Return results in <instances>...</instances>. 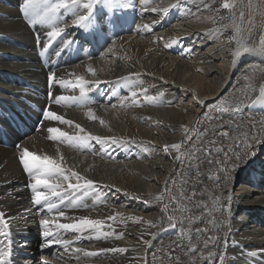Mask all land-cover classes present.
<instances>
[{
  "label": "bare ground",
  "instance_id": "bare-ground-1",
  "mask_svg": "<svg viewBox=\"0 0 264 264\" xmlns=\"http://www.w3.org/2000/svg\"><path fill=\"white\" fill-rule=\"evenodd\" d=\"M239 1L241 35L256 46L252 36L260 0L250 1L249 10L246 0ZM22 3L0 0L2 95L9 93L7 83L14 74L21 85L30 83L25 79L31 74V65L22 57L26 46L33 48L36 29L23 19ZM126 4L114 11L96 5L90 17L95 25L87 31L73 25V17L61 9L60 26L63 21L67 24L58 37L73 41L69 49L79 46L97 56L56 72L57 81H68L57 83L65 90L56 97L78 96L77 77L83 76L89 81L88 102L103 98L96 101L98 106L86 107L89 104L82 102L72 103L75 106L70 110L56 108L61 104L52 106L50 110L72 120L73 126L44 119L17 150L0 145V212L8 222L14 264L22 263L25 255H30L27 262L23 260L26 264H33V258L44 260L42 264H172L174 256L179 257V264H220L221 256L223 264H264V102L258 100L264 86L262 58L247 54L233 62L226 49L229 41L218 40L221 31L210 33L206 27L211 18L203 17L208 10L193 0H149L148 5L126 0ZM153 7L158 10L152 11ZM78 11L87 13L83 7ZM135 19L137 25L131 26ZM145 24L151 26L150 31L144 29ZM42 30L41 41L48 42L46 31L50 29L42 25ZM173 38L179 43L164 47ZM72 55L79 58L81 54L76 51ZM120 90L126 91L127 99H119ZM133 90L136 97L131 96ZM89 110L95 118L89 116ZM196 123L198 131L191 136ZM75 124L85 132L79 133ZM49 127H59L70 135L115 137L120 143L90 141L87 148L78 149L51 140ZM172 144L181 147L177 150ZM25 148L58 160L62 156L63 168L96 181V191L106 203L95 201L93 192L82 199L89 207L66 208V217L101 219L116 233L122 232V238L89 239L88 233L61 230L57 234L72 242L67 249L51 244L48 247L54 251L47 254L34 248L31 238L45 240L41 218L67 220L55 211H37L30 187L34 181L20 162ZM69 193L73 198L80 195L72 189L64 195ZM113 215L114 221L107 219ZM168 216L178 218L176 228L169 227ZM181 220L191 229L194 252L187 251V239L178 235ZM197 228L205 231L197 233ZM209 236L213 240L205 248ZM21 238L25 239L20 244L23 249L15 250L14 244ZM76 248L82 251L77 253ZM111 248L128 251H105ZM85 252L98 255L86 256Z\"/></svg>",
  "mask_w": 264,
  "mask_h": 264
},
{
  "label": "snow or ice",
  "instance_id": "snow-or-ice-1",
  "mask_svg": "<svg viewBox=\"0 0 264 264\" xmlns=\"http://www.w3.org/2000/svg\"><path fill=\"white\" fill-rule=\"evenodd\" d=\"M144 5L149 4V0H140ZM102 4L108 9L114 11L116 9H122L127 6L126 0H86L82 3V0H23L21 5V11L24 18L30 25H36L37 23L46 26L49 28V31H46V36L49 38L47 44L45 45L44 51L47 50L48 44L51 43V39L60 36L64 32L67 22L63 21L64 26H60L63 20L61 9L64 10V15H71L73 17L72 24L78 28L89 30L94 27L95 22L90 20V17L93 16V9L96 5ZM80 7L87 9V13H81L78 11ZM175 7V5H173ZM222 7L225 9L231 10L234 7L233 3H229V0H223ZM251 7V4H250ZM158 9L153 7L152 11H157ZM168 9H163V13L167 14ZM107 20V18H105ZM241 22L243 21V13L241 12L240 16ZM110 22V21H108ZM251 20L249 24H251ZM144 29L151 30V26L145 24ZM226 28L230 27L234 31V35L230 38L235 40L236 48L232 52L233 62L239 59L242 55L254 54L262 58L264 62V39H261L259 44L256 46H251L247 43V40L241 35L242 27L240 24H237L233 21L230 25H226ZM217 32L219 30H216ZM39 41V37L37 38ZM73 43L72 40L65 38L62 41L63 47H68ZM179 41L177 39H171L168 43H165L164 47H170L172 44H177ZM60 51H57L56 55H59ZM89 72L92 75H95V72L89 68ZM50 83H60L61 85L67 84L68 81L60 80L57 81L55 73H51L49 76ZM77 83L79 85V95L78 96H64L60 95L54 98V103L59 105L61 101L65 102H82L87 104V92L90 89L86 88V85L89 81L85 80L83 76L77 77ZM143 91L147 92V89ZM132 97L137 96L136 91L131 92ZM127 99V97H125ZM150 100H155V97H148ZM258 100L264 102V86L259 89ZM239 110L238 108L236 109ZM89 116L92 117L91 110H89ZM95 118V117H92ZM44 119L48 121L59 122L62 125H67L69 127L73 126L74 122L61 114H58L53 110H46L44 112ZM101 124L104 123L103 120L100 121ZM76 129L79 130V133H84L85 130L79 124L74 125ZM49 133V138L53 141H60L62 143H67L69 146L76 147L78 149L87 148L90 141H96L102 145L106 143L117 144L120 143L115 137H102L100 135H93L91 133H86L84 135L72 134L60 129L59 127H49L47 128ZM227 135V133H224ZM168 145L165 146V150L168 149ZM171 148L179 150L180 144H172ZM63 157L60 156L59 160L48 156H40L36 153L29 151L27 148L23 149L20 156V162L23 165L25 172L31 177L33 183H31V191L33 193V203L38 206L37 211L47 213H53L54 211L58 214L59 217L65 218L67 222H58L54 217L41 218L39 224L43 227V236L45 237L44 246L48 247L51 244H58L64 248H68L72 243L70 240L63 239L61 235H58V231L63 232H72L84 234L88 233V238L91 239L93 236L95 238H108L109 236L115 235L116 239H120L123 236V233H116L115 229L111 225H105V222L101 219H93L87 216H81L78 218L66 217L65 209L72 208H87L89 205L82 202L84 197L92 195L93 192H96V195L93 197L95 201L101 203H106L101 199V195L96 191L97 182L88 179L81 175L80 173L73 171L72 169H65L62 167ZM39 189H46L47 191H40ZM69 189H72L73 192L79 191L80 195L73 198V193H69L66 197L65 192H68ZM116 191H120L119 188ZM196 195L195 192L192 193V197ZM55 198V199H53ZM159 199V197H157ZM175 200V197H173ZM207 207V206H205ZM184 211H188L185 207ZM119 215V214H117ZM191 222V218L186 217ZM108 220H115L116 216L107 217ZM139 219V218H137ZM177 219L173 216H168L167 220L169 222V227H177ZM180 228L178 235L184 239H187L188 244L186 245L187 251L194 252L196 251L195 247L192 244L191 229L187 228L183 221H179ZM107 227L109 230L104 231L103 229ZM8 228V222L4 217V214L0 212V237H4L3 241H0V264H14L12 259L13 249L12 241L10 239V234L6 230ZM205 231L197 228L196 232L199 233ZM51 237V240L48 238ZM213 240L212 236H209L204 242V247H208V243ZM147 243V241H145ZM226 243V241H225ZM179 246V245H178ZM82 250L76 248L75 252L79 253ZM105 251L111 252H127L126 248H111L106 249ZM86 256H96L97 252H85ZM209 257L212 255L211 252L208 253ZM256 255V253H253ZM77 259L79 257H76ZM172 264H179V257H171ZM220 264H223V257H219Z\"/></svg>",
  "mask_w": 264,
  "mask_h": 264
},
{
  "label": "rangeland",
  "instance_id": "rangeland-1",
  "mask_svg": "<svg viewBox=\"0 0 264 264\" xmlns=\"http://www.w3.org/2000/svg\"><path fill=\"white\" fill-rule=\"evenodd\" d=\"M193 1L201 4L203 8H206L208 10L207 15L203 16L206 18L207 17L211 18L210 19L211 22L207 24L206 28L211 31L210 32L211 34L216 33L217 32L216 30L221 31V36L218 38V40H224V39L226 40L227 39L229 41L226 49H227L229 55H231L232 51H234L236 48L235 40L230 39L234 35V31L232 28H230V27L226 28L225 26L230 25L233 21H235L237 24H240V22H241V19H240L241 15L239 13L240 1L239 0H229V3L234 4V7L231 10L225 9L222 7L223 0H193ZM250 1H252V0H246V2H245V5H246L248 10L250 7L249 5L251 3ZM259 2H260V8H261L260 9V16L258 17V25H257L256 33H254V35L252 36V38H253L252 43H254L256 45L259 44L261 39H264V0H260ZM97 9H96V11H97ZM103 9H104V6H103ZM22 17H23V19H25L24 16H22ZM245 17H246V19H249V15H246ZM127 24H129V23H127ZM136 25H137V20L135 19V20H133L131 26H136ZM33 27L38 28V29L40 28L41 29L40 35L43 36V30H42L41 24L37 23ZM118 33H121V32H118ZM142 36H146V35L142 34ZM56 39H59V37H56L51 41H55ZM8 40L9 39H7V41ZM88 61L89 60L85 59V61H83L82 63H85ZM72 66H76V65H72ZM70 67H71V65H70ZM7 84H9V83H7ZM10 90H12V88H11V85L9 84V92H10ZM114 94H116V93H114ZM125 95H126V91L120 90L119 99H122L123 97H125ZM98 97L99 98L94 97V99L92 100V101H94L93 103L87 102V104H89V105H87L86 107H89L90 105H91L90 107L98 106V105H96L97 104L96 101H98V99L101 101L103 100V98L101 99L100 96H98ZM111 101H112V98L109 100V102H111ZM115 102L116 101H113L112 103L115 104ZM61 103H62V105L57 106L56 108H58V109L67 108L69 110L74 109V107H66L64 104L65 101H63ZM67 103L72 104L73 102H67ZM73 105L75 106V104H73ZM198 127H199L198 123H196L192 127V129L190 130L191 136H194L197 133ZM38 261L39 260L37 258V259H34L32 263L37 264Z\"/></svg>",
  "mask_w": 264,
  "mask_h": 264
}]
</instances>
